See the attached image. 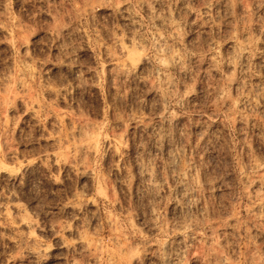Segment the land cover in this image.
<instances>
[{"label":"rangeland","instance_id":"374dc122","mask_svg":"<svg viewBox=\"0 0 264 264\" xmlns=\"http://www.w3.org/2000/svg\"><path fill=\"white\" fill-rule=\"evenodd\" d=\"M0 264H264V0H0Z\"/></svg>","mask_w":264,"mask_h":264}]
</instances>
